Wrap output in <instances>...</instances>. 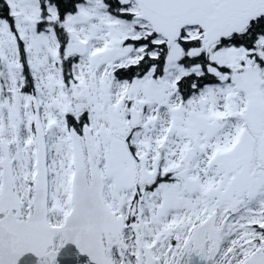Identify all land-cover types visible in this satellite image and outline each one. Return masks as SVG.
Masks as SVG:
<instances>
[{"label":"snow or ice","instance_id":"obj_1","mask_svg":"<svg viewBox=\"0 0 264 264\" xmlns=\"http://www.w3.org/2000/svg\"><path fill=\"white\" fill-rule=\"evenodd\" d=\"M62 250L264 264V0H0V264Z\"/></svg>","mask_w":264,"mask_h":264},{"label":"water","instance_id":"obj_2","mask_svg":"<svg viewBox=\"0 0 264 264\" xmlns=\"http://www.w3.org/2000/svg\"><path fill=\"white\" fill-rule=\"evenodd\" d=\"M71 249L74 254L77 252L75 245H71ZM65 251L66 250H62L60 255L57 257L59 264H66ZM82 259H87L86 254H84ZM21 264H38V258L35 254L27 253L25 254V257L22 258ZM89 264H93V262H89ZM200 264H204V262L201 261Z\"/></svg>","mask_w":264,"mask_h":264}]
</instances>
